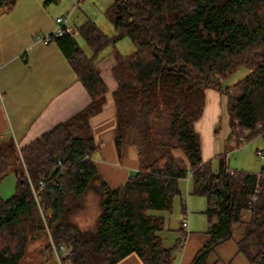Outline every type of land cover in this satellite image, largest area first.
<instances>
[{
    "label": "trees",
    "instance_id": "trees-1",
    "mask_svg": "<svg viewBox=\"0 0 264 264\" xmlns=\"http://www.w3.org/2000/svg\"><path fill=\"white\" fill-rule=\"evenodd\" d=\"M16 1L0 0V12ZM106 14L113 36L92 19L79 27L91 55L73 34L59 38L92 101L21 149L11 138L0 139V180L10 171L17 177L15 194L0 197V264H20L32 233L45 223L54 242L43 264H59L54 245L60 244L69 251L62 258L67 264H117L133 252L144 264H176L186 232L167 245L170 227L158 211H172L189 175L192 194L208 200L210 222L209 238L190 264H208L214 249L234 237L236 224L239 252L251 264H264V167L230 171L220 155L214 171L202 159L195 129L205 89L214 87L227 98L232 136H264V0H113ZM124 36L135 48L111 52L115 141L118 149L127 141L137 146L140 168L111 188L91 160L97 145L90 118L108 92L97 69L99 53ZM241 68L246 74L226 84ZM92 185L101 196L100 213L93 226L81 227L73 216L76 200Z\"/></svg>",
    "mask_w": 264,
    "mask_h": 264
},
{
    "label": "crops",
    "instance_id": "crops-1",
    "mask_svg": "<svg viewBox=\"0 0 264 264\" xmlns=\"http://www.w3.org/2000/svg\"><path fill=\"white\" fill-rule=\"evenodd\" d=\"M58 16L60 8L45 0H17L13 6L0 12V139H13L18 149L67 120L92 101L67 58L60 39L48 44L35 41L36 34L54 29ZM72 34L77 41L74 28ZM77 43L79 44L78 41ZM113 64V58L98 62L97 69L108 92L101 109L91 116L90 124L97 145L91 160L107 184L116 188L140 168V161L137 146L133 142H125L121 149L116 145V104L113 91L117 83L112 75ZM245 74L246 71L240 78ZM234 82L236 80L230 84ZM205 94L203 114L195 123V129L201 137L203 161L212 163L223 155L229 169L240 170L243 167V171L259 173L264 165L259 170L257 165L254 168L230 166L229 154L237 148L242 152L245 143L231 135L226 96L214 87L206 88ZM260 136L264 138L263 135ZM173 152L176 156L185 158L180 149H174ZM259 152L261 150L257 151V155ZM191 188L189 185L188 189ZM199 200V209L202 210L195 213L189 211L188 214L187 207L182 206L178 225L170 228L174 241L182 232H186L176 264H190L209 238L206 233L210 227L205 212L207 207L203 208L205 203L203 199ZM206 203L208 205V200ZM184 219H187L186 227L182 224ZM237 230L240 234L239 225ZM236 241L234 236L218 245L208 256V264H251L239 252ZM117 264L144 263L133 252Z\"/></svg>",
    "mask_w": 264,
    "mask_h": 264
},
{
    "label": "rangeland",
    "instance_id": "rangeland-1",
    "mask_svg": "<svg viewBox=\"0 0 264 264\" xmlns=\"http://www.w3.org/2000/svg\"><path fill=\"white\" fill-rule=\"evenodd\" d=\"M112 1L113 0H58L56 2L49 3H53L60 8V16H68L67 23L74 28L75 37L80 46L87 54H92L93 51L87 44L85 38L79 32V27L86 19L90 18L109 36H113L115 34V30L113 24L106 14V10L111 5ZM114 47H116L123 54H129L135 48L131 39L128 36H124L115 44L104 48L99 53L98 62L108 58L112 59L111 51ZM245 71L247 72L245 68L237 70L227 81H225L226 84H229L235 80L237 81ZM260 135L261 134L256 136ZM254 137H252V140L250 139L249 142L247 139L243 141L245 144L241 150L242 152H239L240 150H237V148L229 154L228 158L230 160L229 164L231 167H237L239 165L244 166L245 168H254L257 165V170H259L261 166L264 165V138L260 136L257 138V140H253ZM258 150H261L259 155H257ZM8 158L9 160H13V155L8 153ZM241 168L243 169V167ZM212 169L214 171L218 169L217 159L212 161ZM231 169L234 170V168ZM189 179L190 175L186 179L181 180V193L175 197L172 211H158L165 215L167 229H169V227L173 228L174 226L178 225L181 219L180 214L182 206L187 207L188 214L189 211L194 213L196 211L199 212L198 210H202L199 209V199H203L205 203L203 208L207 207V200L205 196L192 194V188L190 190L188 189V186L191 185V183H189ZM16 185V174L14 171H10L4 178L0 180V197L4 200L11 198L15 194ZM191 199L192 203H190ZM100 201L101 196L94 185L88 188L86 193L76 200L77 206L74 209L73 216L81 227L93 226L95 224L100 213ZM178 209H180V212H178ZM237 229L238 224L235 225L234 231V236L236 239H238L240 236ZM164 236L166 237L167 245H173L175 243V239H173L170 229L166 230ZM52 242H54V240L51 238L50 229L45 223L44 230L32 233L24 258L20 264H43V261H45V258L47 257L46 246L49 243L52 244Z\"/></svg>",
    "mask_w": 264,
    "mask_h": 264
},
{
    "label": "built area",
    "instance_id": "built-area-1",
    "mask_svg": "<svg viewBox=\"0 0 264 264\" xmlns=\"http://www.w3.org/2000/svg\"><path fill=\"white\" fill-rule=\"evenodd\" d=\"M68 16H58L56 18V26L54 29L50 32L47 33H38L35 35V41L40 42L43 44H48L52 42L53 40L59 39L63 35L66 34H72L73 33V28L68 25L67 23ZM0 99H1V94H0ZM239 139L241 141H244L246 139L245 135H239ZM260 154V152H259ZM58 166H61V162H58ZM233 171V170H230ZM32 190L34 195L37 197V189L36 187L31 183ZM45 186L44 180H40L39 182V189L43 188ZM183 226H187V219H184L182 222ZM54 252L56 255V259L58 260L59 264H67L65 263L62 258L66 257L69 254V251L65 248L63 244H60L58 247L54 245Z\"/></svg>",
    "mask_w": 264,
    "mask_h": 264
},
{
    "label": "water",
    "instance_id": "water-1",
    "mask_svg": "<svg viewBox=\"0 0 264 264\" xmlns=\"http://www.w3.org/2000/svg\"><path fill=\"white\" fill-rule=\"evenodd\" d=\"M57 170H58V168H57V167H55V168L53 169V171H52L51 175H54V174L57 172Z\"/></svg>",
    "mask_w": 264,
    "mask_h": 264
},
{
    "label": "bare ground",
    "instance_id": "bare-ground-1",
    "mask_svg": "<svg viewBox=\"0 0 264 264\" xmlns=\"http://www.w3.org/2000/svg\"><path fill=\"white\" fill-rule=\"evenodd\" d=\"M62 166V165H61Z\"/></svg>",
    "mask_w": 264,
    "mask_h": 264
}]
</instances>
